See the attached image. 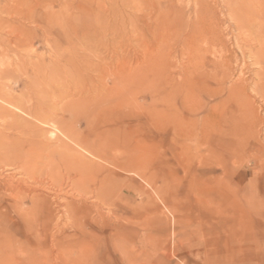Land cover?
<instances>
[{"label":"rangeland","instance_id":"374dc122","mask_svg":"<svg viewBox=\"0 0 264 264\" xmlns=\"http://www.w3.org/2000/svg\"><path fill=\"white\" fill-rule=\"evenodd\" d=\"M263 6L0 0V88L31 99L54 89L40 95L56 101L42 127L65 143L42 140L51 170L4 166L13 180L41 179L52 191L22 185L2 195L0 178V264H264V83L238 49H257ZM60 20L43 39L38 25ZM197 43L210 64L218 46L224 63L193 69ZM52 49L71 60L54 61ZM83 54L92 66L78 65ZM55 118L71 130L54 129ZM72 156L87 166L77 183Z\"/></svg>","mask_w":264,"mask_h":264},{"label":"bare ground","instance_id":"6f19581e","mask_svg":"<svg viewBox=\"0 0 264 264\" xmlns=\"http://www.w3.org/2000/svg\"><path fill=\"white\" fill-rule=\"evenodd\" d=\"M63 1H66V0H63ZM195 9L201 10L204 13L203 6H201V5L196 6ZM239 9L241 12L247 11L246 7H244L243 5L241 7L239 6ZM196 13L198 14L197 11H196ZM256 13H257V11H256ZM182 15H184L183 12H182V14L180 13L178 15V18L182 17ZM230 15L234 16V13L230 12ZM235 16H236V14H235ZM236 19L239 20V18L237 16H236ZM213 23H215V22H213ZM237 23H238V21L236 23L233 22V24H237ZM40 24L38 26L43 31V35L41 37L43 39L44 38L47 39L48 36L55 33V31L56 32L58 31V29H55V28L60 27V26L63 27L64 22L62 20H60L59 22L56 23V27H48L46 25H40ZM258 24L259 25L256 27V32H257L256 37L258 40H254L255 43L258 42L257 43V49H255V51H251L250 49H247V48L244 50L241 47H238V49L240 50L242 55H245L246 53H248L249 55H251V57H253L254 64H257L258 68H259V70L257 71V77L262 83H264V21L258 20ZM193 26H197L195 22L193 23ZM197 31H201V30H199V28H194V27L192 28V32L199 33ZM249 31H251V30H249ZM217 34H218V32H217ZM27 35H28V33H27ZM59 35H62V34H59ZM191 38H193V37L191 36ZM239 38H240V36H239ZM25 40H26V37L23 38V40L16 38L13 40V43H15V44L18 43V45L21 46V44H23V42ZM6 41H7V43H10V40H6ZM198 44L199 43H197V46L199 47ZM204 45H205V43H204ZM207 47L208 46H205V48H207ZM198 50H199V53L197 56H195L196 61H192V60L190 61V65L193 67V69H195V68L203 69L208 64L212 65L213 66L212 68L215 69L224 63V60L222 58L224 53L220 52L221 50L218 48V46H216L214 48L212 47L211 54H212V56L214 55L219 59H216L214 61L211 59V64H210V61L209 62L207 61V58L205 55V54H207L206 49H203V46H200L198 48ZM208 50H210V49H208ZM50 51L52 52L50 54V57H53L54 61L60 60V58L61 59L64 58V63L65 62L68 63L71 60V58L65 57L63 55V53H60L57 50L52 49ZM80 57L83 59L78 61L79 64L76 61H74L75 64L77 63L78 65L92 66V64L90 63L91 60H89L90 57L88 59L87 55H84V54L80 55ZM52 63L53 62H51V64ZM42 64H38L36 66V69L38 70ZM63 67L66 68L65 64H63ZM23 73H24V71H23ZM24 77L26 79H28V80H25L23 82L24 86L27 85L28 83L32 82L30 79V76L28 77L27 75H24ZM7 87L5 86V87L0 88V169H1L0 170V178L5 179L7 181L6 187H4V189L2 191V193H3L2 195H4L5 192L10 193V192H13L15 190H20L22 188L21 187L22 185L23 186H32L34 188H38V189H42V190L43 189L44 190H50V188L48 186H44V180L37 179V178H29L26 182H20L17 180L18 181L17 182L15 180H13L15 178V176H14L15 172L6 171V169H3V168L6 165H12V166L16 167L17 169L21 170V169L25 168L29 162H34V164H36L35 167H37V163L41 162L42 165L39 167L41 170H46V169L51 170L52 169V164H53L54 160L51 159V157L48 158L47 155H45V154L43 155V151L46 149L47 144H43L42 140L46 138L45 135L47 133H49L50 136H54V131H52V130L45 131V130H43L42 125H45L48 117L51 116V118H52V115H50L49 109L54 110L52 104L56 103V101H55V99H52L51 103H47V101L44 102V98L41 99L40 95L46 94L48 92H54L55 90L52 88L51 89L50 88L45 89L44 91H43V89L37 90L38 96L34 99H31L29 96L25 95L24 90H20L19 93L17 92L15 94H13L14 92L12 93L11 89H7ZM254 90H256L255 87H254ZM20 100H22L23 103H21ZM14 110L24 112L28 117H31L34 121H37L38 123L36 122L34 124L33 122L29 121L28 119L18 116ZM60 110H61V112L66 111V107L62 106V107H60ZM63 121L64 120L62 118H58V119L55 118L54 129H56V130L60 129L65 134L69 130H71V127L68 124L65 125ZM54 123H52V124H54ZM8 134H15L16 137H14V139H10ZM54 138H55V136H54ZM55 139L56 140H54V141H56V146H58V145L64 146L65 145V143L61 139H59V138H55ZM70 158L71 157L67 158V164L74 168V170L77 172V175L80 172L81 168H87V166L83 164L84 161L82 159H80V157L72 156V158L71 159ZM80 174H82V173L80 172ZM77 175L74 178V183H77L76 181H78L79 177H81V175H78V176ZM95 183L96 182H93L91 184L92 187H90L89 189H85V187H87V186L82 185L84 192L85 193H92V189H93V187H95ZM101 183H102V181L100 179L99 185ZM19 187H21V188H19ZM102 189H103V187H102ZM28 190H30V187ZM98 190H100V189H98ZM50 191H52V190H50ZM27 194L28 193H26V195ZM55 194L58 196V198H60L59 195L66 194V191L64 192L63 190L61 191V189H60V190H57V192H55ZM5 197H7V195ZM21 207H22V205L20 203H18V204H14L13 209L15 211H18V209H20ZM24 209L26 210L25 212H27V215H28V213L33 212L32 211L33 206H31L29 208L25 207V208H23V210ZM66 209L67 208L64 207L63 211L67 212Z\"/></svg>","mask_w":264,"mask_h":264}]
</instances>
